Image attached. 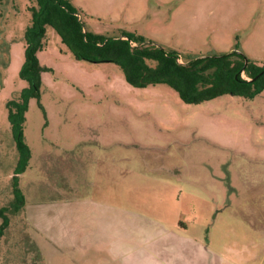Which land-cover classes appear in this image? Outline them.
I'll return each mask as SVG.
<instances>
[{
    "label": "rangeland",
    "instance_id": "374dc122",
    "mask_svg": "<svg viewBox=\"0 0 264 264\" xmlns=\"http://www.w3.org/2000/svg\"><path fill=\"white\" fill-rule=\"evenodd\" d=\"M27 2L0 1V206L14 173L26 202L0 264H264V89L187 103L162 82L131 85L112 60L73 58L48 27L16 173L8 102L28 86ZM71 2L96 33L264 60V0Z\"/></svg>",
    "mask_w": 264,
    "mask_h": 264
},
{
    "label": "trees",
    "instance_id": "16d2710c",
    "mask_svg": "<svg viewBox=\"0 0 264 264\" xmlns=\"http://www.w3.org/2000/svg\"><path fill=\"white\" fill-rule=\"evenodd\" d=\"M26 9L29 22L24 30L21 76L28 80V86L21 91L19 101L8 102V120L18 154L16 173L26 168L30 157L24 141V112L28 98L39 93V73L45 66L37 59L36 51L44 47L48 27L55 30L73 58L112 60L131 85L141 87L162 82L176 90L187 103H198L224 93L251 99L264 89V60L258 62L246 57L237 44L231 50L212 54L180 52L128 30L118 35L93 32L85 27L80 10L71 0H28ZM15 176L14 173L12 198L0 206V239L10 224L11 215L17 214L26 203Z\"/></svg>",
    "mask_w": 264,
    "mask_h": 264
}]
</instances>
